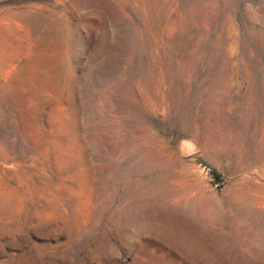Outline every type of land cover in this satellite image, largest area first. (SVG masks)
I'll use <instances>...</instances> for the list:
<instances>
[{
	"label": "rangeland",
	"instance_id": "rangeland-1",
	"mask_svg": "<svg viewBox=\"0 0 264 264\" xmlns=\"http://www.w3.org/2000/svg\"><path fill=\"white\" fill-rule=\"evenodd\" d=\"M0 264H264V0H0Z\"/></svg>",
	"mask_w": 264,
	"mask_h": 264
}]
</instances>
